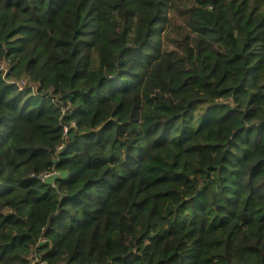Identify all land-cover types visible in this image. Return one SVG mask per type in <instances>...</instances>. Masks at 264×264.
<instances>
[{"label": "trees", "instance_id": "1", "mask_svg": "<svg viewBox=\"0 0 264 264\" xmlns=\"http://www.w3.org/2000/svg\"><path fill=\"white\" fill-rule=\"evenodd\" d=\"M4 62L0 264H264V0H0Z\"/></svg>", "mask_w": 264, "mask_h": 264}, {"label": "built area", "instance_id": "2", "mask_svg": "<svg viewBox=\"0 0 264 264\" xmlns=\"http://www.w3.org/2000/svg\"><path fill=\"white\" fill-rule=\"evenodd\" d=\"M8 71V64L6 62L0 64V72H4L5 74ZM19 85L21 88H24L26 86L25 82H19ZM58 172L57 171H49V172H45L43 174H41L40 176H38L37 178L42 180V181H46L50 178H54L55 176H58ZM54 184V181H53ZM42 241H45L44 239H42ZM28 260V264H47L44 260H42V258L39 256V254L37 252H33L32 254H30V256L27 258Z\"/></svg>", "mask_w": 264, "mask_h": 264}]
</instances>
